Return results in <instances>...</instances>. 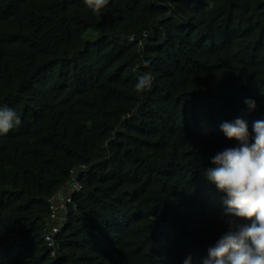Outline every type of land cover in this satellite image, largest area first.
Listing matches in <instances>:
<instances>
[{"label":"trees","instance_id":"16d2710c","mask_svg":"<svg viewBox=\"0 0 264 264\" xmlns=\"http://www.w3.org/2000/svg\"><path fill=\"white\" fill-rule=\"evenodd\" d=\"M3 107L0 264H202L229 219L203 173L239 146L220 126L264 121V0H0Z\"/></svg>","mask_w":264,"mask_h":264},{"label":"clouds","instance_id":"9594fccd","mask_svg":"<svg viewBox=\"0 0 264 264\" xmlns=\"http://www.w3.org/2000/svg\"><path fill=\"white\" fill-rule=\"evenodd\" d=\"M84 2L93 12H99L109 0ZM152 80L150 72L140 75L135 85L137 92L150 88ZM245 103L250 109L256 107L252 99H246ZM20 122L14 110L0 108V134L8 133ZM220 130L239 146L217 152L211 160L215 167L203 175L223 194L228 230L208 248L202 264H264V121L254 122L255 136L251 143L248 126L241 119L223 122ZM191 261L189 256L184 264Z\"/></svg>","mask_w":264,"mask_h":264},{"label":"built area","instance_id":"2783aa9c","mask_svg":"<svg viewBox=\"0 0 264 264\" xmlns=\"http://www.w3.org/2000/svg\"><path fill=\"white\" fill-rule=\"evenodd\" d=\"M70 182L66 186V188L63 190V192H59L53 197L50 198V223L55 221L58 222V214H59V208H63L64 206H67L71 203V199L73 194L79 192L81 190V184L76 179V171L72 170L70 171ZM59 224L53 225L51 227V224L48 225V230L45 234L44 241L46 243H51L52 238L54 235L58 232L57 227Z\"/></svg>","mask_w":264,"mask_h":264}]
</instances>
